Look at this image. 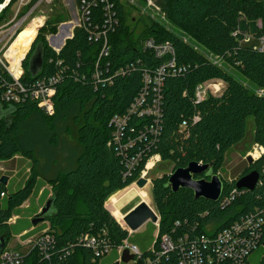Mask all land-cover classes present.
I'll list each match as a JSON object with an SVG mask.
<instances>
[{
    "label": "trees",
    "instance_id": "16d2710c",
    "mask_svg": "<svg viewBox=\"0 0 264 264\" xmlns=\"http://www.w3.org/2000/svg\"><path fill=\"white\" fill-rule=\"evenodd\" d=\"M87 1L93 2L88 7L86 25L75 27L72 36L55 51L47 44L46 36L56 33L58 25L70 19L66 12L48 18L23 65L20 81L26 86L58 75L54 113L45 114L29 95H23L18 102L0 99V160L16 156L28 160V177L22 185L12 189L0 183V194L4 193L0 197V232L7 242L10 234L16 236L25 232L21 237L27 239L39 233L24 250L13 248L23 256L21 264H45L41 253L33 247L43 235H51L55 240V247H48L47 251L63 250L66 254L63 264H98L105 257H95L93 250L80 242L83 235L99 237L115 248L128 239L147 255L146 242L136 234L129 236L105 203L113 193L137 180L152 156L158 155L160 162L172 164L171 171L194 161L211 164L216 173L226 152L245 137L250 117L253 143L264 150V94L250 91L178 35L158 30L152 37H134L125 24L121 0ZM152 1L208 54L233 68L255 88L264 89V51L239 41L242 18L247 24L250 20L259 21L255 35H264V0ZM76 2L80 6L83 0ZM33 35L27 34L25 40H31ZM150 38L157 42L170 41L175 50V64L164 74L160 113L155 120L144 112L154 92L151 87L143 89V73L163 64L164 58L144 46ZM104 43L107 55L100 56ZM37 44L43 50V64L33 80L27 67ZM9 80L0 67V89ZM212 80L221 81L220 90L207 92L198 101L197 87ZM141 94L142 106L131 112ZM116 116L125 117L118 139L114 134L116 127L111 123ZM153 124H157L155 134L138 139V135L150 130ZM137 153L140 154L137 162L128 172L127 165ZM251 170L259 174L256 188L240 190L223 206L220 202L194 199L190 190L173 193L166 186L167 174L154 177L151 196L159 223L153 248L163 235L193 238L211 234L247 214L255 221H264V152L246 166L238 178ZM222 182L220 201L233 191L236 180ZM43 184L51 187V195L43 189L39 207L48 199L51 203L48 211L40 216L39 207L31 196L36 197ZM128 191H135L145 202L148 199L144 190ZM113 197L117 206L121 198ZM27 199L30 204L25 209L26 215L10 224L12 215L23 213L18 208ZM112 210L122 220L117 207ZM27 214L29 220H26ZM36 217H41V221L31 229ZM261 231L264 245V222ZM262 247L258 264H264ZM116 259L111 253L103 264H115ZM178 262L179 254L173 251L162 257L159 264Z\"/></svg>",
    "mask_w": 264,
    "mask_h": 264
},
{
    "label": "built area",
    "instance_id": "2783aa9c",
    "mask_svg": "<svg viewBox=\"0 0 264 264\" xmlns=\"http://www.w3.org/2000/svg\"><path fill=\"white\" fill-rule=\"evenodd\" d=\"M53 1L55 0H3L0 2V67L5 70L10 78L9 82L0 89V99L5 102H18L23 95H29V97L36 102L37 107L47 115H52L54 113L53 98L56 93L55 84L58 80V75L56 74L55 76L38 79L31 86L24 85L20 81V78L23 75V65L29 54L33 40L36 38L38 31L47 25L48 18L43 14H38V11L43 4H50ZM72 2L75 4V12L73 11L74 17L76 15L78 19L76 18L75 22L69 20L71 22H63L58 25V29H63V35H61L60 38L58 35H55V33L48 35L50 38L46 36V39L51 43L49 46L53 50L58 49L57 45H61V40L65 42L66 25H69L72 31L75 27L86 25L85 23L89 13L88 7L90 2L93 1L83 0L80 6L77 5L76 0L65 1V6L70 13H72V9H70ZM29 25H36L33 38L25 46L23 44L14 45L20 31ZM72 31H69L70 37L72 36ZM102 35H104V32H102ZM54 39L57 41H54ZM259 40L261 45L259 50L264 51V35L260 36ZM144 46L152 50L157 57L164 58L163 64L157 66L152 71H145L143 73V89L145 90L147 87H151L154 92L150 105L144 108V112L151 114L155 120L160 113V91L163 85L164 74L168 71L169 67L175 64V50L170 41L157 42L151 38L144 42ZM106 55L107 49L104 43V46L100 50V56ZM212 81L213 82L209 83V85L218 89L219 87L215 85L218 81ZM203 84L199 85L196 89V98L198 101L206 95L200 94ZM258 90L259 91L256 92L257 94H264V89ZM142 97L143 95L141 94V96L136 99L130 109L131 112L142 106ZM195 119H197V117L194 118V120ZM111 123L116 127L114 134L115 139H118L120 132L124 128L125 117L116 116L111 119ZM156 125L153 124L150 130L142 131L138 135V139L145 138L148 134L154 135L156 132ZM263 152V147L255 144L254 154L250 153V155L254 160L256 157L262 155ZM139 155L140 154L137 153L136 157L129 161L127 165L128 172L135 166ZM158 157V155H155L150 159H158ZM149 160L141 170L138 179L144 178L151 168H148V164H153V162H149ZM239 191L240 190L234 188L228 196H225L221 201L219 200L220 205H225L229 201V197L237 194ZM3 195L4 193H1L0 197ZM15 217L17 216L14 215V218ZM12 222L15 223V221ZM263 222V219L255 221L251 215L247 214L240 216L227 226L211 234L203 233L193 238H189L186 235L176 238L163 235L160 237L157 247L153 248L152 246L149 248V254L147 255H144L143 252L140 251L136 245L130 243L128 239H124L116 248L113 247L111 243L106 240H101L96 236L83 235L80 242L91 248L95 253V257L98 258L106 256L112 250H115L118 255L117 261L119 264L124 250H127L128 254L133 256L126 264H159L162 257L167 256L173 251L179 254L178 264H248L247 259L249 255L259 246H264L261 243V227ZM158 223L159 216L158 220L154 223L156 227H158ZM119 224L128 231V235L132 233L123 223L119 222ZM33 241H35V238ZM33 247H36V250L41 253L42 260L45 264H63L64 258L66 257L63 250H59L57 253L47 251L48 247H51V249L55 247V240L51 235L41 236L37 239ZM22 261L23 256L20 254V251L13 248H4L0 253V264H21Z\"/></svg>",
    "mask_w": 264,
    "mask_h": 264
},
{
    "label": "rangeland",
    "instance_id": "374dc122",
    "mask_svg": "<svg viewBox=\"0 0 264 264\" xmlns=\"http://www.w3.org/2000/svg\"><path fill=\"white\" fill-rule=\"evenodd\" d=\"M58 1H53L50 4H43L39 9L38 14H43L47 18H54L55 15H59L61 13L66 12L68 14L67 19L73 20L75 22L76 18L78 19V17L76 15L75 17H73L71 15L72 13H70V11L65 6V1L67 0H58ZM121 3L124 8L125 24L127 26L128 31H131L134 37H137L138 35H143L145 37H152L151 35H153L158 30L168 31L169 33H172L173 35H178L182 37L184 41H187L189 44L194 46L198 51H200L203 54H206L212 61L217 63L223 70H225L226 72L233 75V77L240 80L244 84V86L247 87L250 91H254V92L259 91L248 80H246L244 77L239 75L233 68L226 65L220 59H217L214 56L208 54L182 28L178 27L173 22H171L168 18H166L159 11V9L154 5L152 0H121ZM70 9H72L75 12L74 2L71 3ZM257 26H258V23L255 20H250L249 25L247 26L246 21L244 19H240L239 29L242 35L239 36V41L241 44L245 46H249L251 48H260L261 45H260L259 37L255 35L257 31ZM60 29L57 28V31L55 33V35H58L59 38L61 37V35H63L62 34L63 29L62 30ZM68 30L71 32L72 31L71 27H69ZM48 38H50V36H48ZM46 41L48 45L51 44L49 40L46 39ZM54 41H57V40L54 39ZM214 81H217V80H214ZM212 82L213 81L207 82L202 85L201 93H200L201 95L206 94L208 91L209 92L219 91L222 85L221 81H218L215 84L216 86L219 87L218 89L216 87L209 85V83H212ZM252 136H253V120L250 117L247 120L245 137L239 143L232 146L226 152L222 166L219 169V171L216 172V174H218L223 181L237 180L241 171L246 166H248L247 157L251 156L250 153L254 154V149H255V144L253 143ZM14 159L0 160V178L7 174L9 176H12L15 181H18V182L20 181L23 184L25 180H27L28 174L26 172L25 175H21L20 172H18ZM25 161L28 163V160H25ZM149 162H153V164L152 166H149V164L151 163L148 164V168L150 167L151 168L148 170L146 176L144 177L147 180V182L142 188H139L135 184V181H136L135 180L132 184L128 185L124 189L113 193L107 199L105 203V206L107 207V209L112 213V215L120 223H123V221L120 220L117 216H115V214H113V210H112L113 207L114 208L117 207L119 214L123 217V215L127 213L131 208L137 205L140 201H143L138 195L135 194V191H131V192L128 191V189L131 190L132 188L137 189L138 191L144 190V192L148 196L146 203L158 215V212L156 211V208L152 201L151 180L154 177L161 176L163 174L169 175L172 172L171 171L172 164L160 162L159 157L158 159L156 158L150 159ZM41 189L47 190L48 192H50L49 196L51 195V187L48 184H43L41 186ZM113 196H117L121 198V200L117 202V206H115L114 204ZM31 198L34 199L35 203L38 202V196L35 197L32 195ZM28 202L29 200L27 199L21 204V206H19L18 209H20V212L21 211L23 212V213L21 212L22 214H19V217H22L21 215H26L25 208L28 206ZM28 215L29 214H27L26 217H29ZM16 219H18V216L14 218V215H12V217L9 220V223L12 224L13 223L12 221H15ZM26 220H29V218H26ZM20 222L21 221H19V223ZM44 225L46 227L48 226L47 223H45ZM2 233L3 232H0V235H3ZM37 234L38 233L27 238L24 244H27L30 241H33V239L35 238ZM132 234L133 235L136 234L138 237H140L142 242H144L145 240H148L146 244L149 249L152 247L153 242L155 240V236L157 234V227L153 222L147 221L144 224H142L136 231L132 232L129 236H131ZM23 240L24 238L22 237L19 238L17 235L15 236L13 234L12 235L10 234L6 248L10 249L11 247L18 246L19 244H22L21 241ZM262 250H263V247L259 246L256 250H254L249 255L247 259L249 264L259 263V260L262 255ZM109 255L110 253L107 254L105 257L101 258L98 264H103V261H105L104 259L108 257ZM120 264H126V263L120 262Z\"/></svg>",
    "mask_w": 264,
    "mask_h": 264
},
{
    "label": "water",
    "instance_id": "95a60500",
    "mask_svg": "<svg viewBox=\"0 0 264 264\" xmlns=\"http://www.w3.org/2000/svg\"><path fill=\"white\" fill-rule=\"evenodd\" d=\"M74 17V12L72 14ZM69 25L65 27L66 38H70ZM35 40V39H34ZM33 40V41H34ZM33 43V42H32ZM61 45H57L59 51L63 46L64 42L61 40ZM43 64V50L39 44L34 48L28 60L27 72L32 75V79L37 78V74L40 72ZM220 84V83H218ZM253 158L251 156L247 157L248 166L251 165ZM203 175L201 178H196ZM259 174L256 170H251L247 174L239 177L235 182V188L238 190L253 191L258 183ZM147 180L144 178H139L136 181V185L142 188L146 184ZM0 183L6 185L7 177L2 176L0 178ZM166 186L173 192H177L180 189L190 190L193 194L194 199H204L206 201L217 203L219 202L223 189V182L220 176L213 171V166L211 164H202L200 162H189L185 167H180L173 170L167 178ZM51 199H48L45 205L40 209L38 215L42 216L45 214L50 206ZM158 220V215L154 210L145 202L140 201L137 205L131 208L122 217L123 224L131 231H136L142 224L147 221L155 223ZM41 221V217H36L32 221L35 225L37 222ZM7 239L3 235H0V253L5 248ZM132 255L128 254L127 250L122 252L120 261L127 263L132 259ZM115 264H119L118 261Z\"/></svg>",
    "mask_w": 264,
    "mask_h": 264
},
{
    "label": "crops",
    "instance_id": "0c3cea01",
    "mask_svg": "<svg viewBox=\"0 0 264 264\" xmlns=\"http://www.w3.org/2000/svg\"><path fill=\"white\" fill-rule=\"evenodd\" d=\"M243 19V18H242ZM257 23H258V25H259V21H257ZM246 25L248 26L249 25V23L247 24L246 23ZM16 160H15V159ZM14 158H12V159H14V161H15V164H16V166H17V169H18V172H20V174L21 175H25V173L27 172L28 173V170L26 169L27 168V162L25 161V160H23V159H21L19 156H17V157H14ZM22 172V173H21ZM6 177H7V183H6V185L8 184V187H10V188H12V189H14V188H16L17 186H19V185H22V182H18V181H15L14 179H13V177L12 176H9V175H5ZM41 191H42V189L39 191V193L37 194V196H38V199H39V196H40V194H41ZM34 203H35V201H34ZM29 202H28V206H29ZM36 205H38V207L40 206V204H39V200H38V202H36L35 203ZM27 206V207H28ZM26 207V208H27ZM25 208V209H26ZM41 209V207H39V210ZM15 216H18V219H19V215H15ZM28 218V217H27ZM30 219V218H29ZM17 220V219H16ZM16 220H15V222H16ZM12 224H15V223H12ZM33 224H32V227H31V229L33 228ZM23 234H25V232L24 233H22V234H20V235H17L18 237L20 236H22ZM39 234V233H38ZM37 234V235H38ZM36 235V236H37ZM35 236V237H36ZM22 238H24V237H22ZM29 238V237H28ZM129 241V240H128ZM148 240H145V242H147ZM24 242H26V239H24L23 241H21V243L22 244H19L18 246H15V247H11V248H17V247H20L19 248V250H24L25 248H26V245L28 244H24ZM130 242V241H129ZM131 243V242H130ZM135 245V244H134ZM137 246V245H136ZM138 247V246H137ZM6 248V247H5ZM23 248V249H22ZM148 248V247H147ZM141 251V250H140ZM111 253H113V254H115L116 255V257H117V259H118V255H117V253H116V251L115 250H112L111 252H110V254ZM116 259V260H117Z\"/></svg>",
    "mask_w": 264,
    "mask_h": 264
},
{
    "label": "bare ground",
    "instance_id": "6f19581e",
    "mask_svg": "<svg viewBox=\"0 0 264 264\" xmlns=\"http://www.w3.org/2000/svg\"><path fill=\"white\" fill-rule=\"evenodd\" d=\"M34 24H36V23H34ZM35 27H36V25H34V26L29 25L26 28H24L23 30H21L20 33L18 34V37H17L14 45H18V44L22 45L23 44L25 46L30 41V40H28V41L25 40L26 35L29 34V33H34V28ZM28 29H31V30L30 31H26ZM149 166H152V164H149Z\"/></svg>",
    "mask_w": 264,
    "mask_h": 264
},
{
    "label": "clouds",
    "instance_id": "9594fccd",
    "mask_svg": "<svg viewBox=\"0 0 264 264\" xmlns=\"http://www.w3.org/2000/svg\"><path fill=\"white\" fill-rule=\"evenodd\" d=\"M256 158H259V157H256Z\"/></svg>",
    "mask_w": 264,
    "mask_h": 264
}]
</instances>
